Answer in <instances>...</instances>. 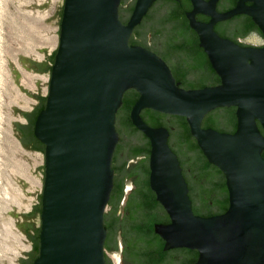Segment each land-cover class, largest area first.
<instances>
[{
    "label": "water",
    "instance_id": "obj_1",
    "mask_svg": "<svg viewBox=\"0 0 264 264\" xmlns=\"http://www.w3.org/2000/svg\"><path fill=\"white\" fill-rule=\"evenodd\" d=\"M155 1L63 0L56 12L61 14L58 46L49 80L43 83L48 84L46 96L39 94V79L35 82L38 93L20 86L19 73L8 59L20 89L36 99L46 97L33 123L12 121L20 142L21 138L29 142L33 133L44 145V151L42 146L36 147L44 154V173L39 203L32 205L40 214V225H34L35 214L27 217L32 210L16 213L12 206L14 210L9 211L28 239L39 238L37 254L32 259L19 256V264H106L104 214L109 218L110 210H104L113 187V153L119 152L118 161L120 155L125 159L129 147L142 145L147 154L149 145L144 136L150 143L149 162L146 156L141 163L148 164L150 188L170 218L169 223L154 224L164 249L196 250L195 264H264V135L257 124L264 131V44L239 41L245 44L240 45L213 29L215 22L242 13L264 37V0H237L234 8L223 13L215 9L217 0H190L192 8L185 15L220 83L188 89L179 86L156 53L129 43L135 27L143 22L135 41L166 56L172 53L166 39L182 27L167 24L169 4L157 1L150 13ZM197 13L209 16V20H197ZM149 31L160 34L154 38ZM36 49L44 50V60L22 54L18 60L27 70L31 67L42 72L49 65V54L46 47ZM197 73L201 79H212L204 67ZM128 89H134L138 98L125 124L122 118L128 107L118 109ZM126 94L135 96L129 91ZM231 106L236 117L233 133L202 127L208 112L222 108L217 111L216 124L232 129L234 117L225 108ZM12 108L14 114L31 112ZM145 108L185 118L202 154L224 175L229 203L225 212L210 216L194 213L178 157L168 145L169 131L164 126L148 125L140 116ZM146 113L151 116L148 109ZM164 118L169 120L171 144L190 180L196 210H215L219 204L214 184L223 178L206 165L199 150L184 143L177 124L182 120ZM140 161L128 166L136 167ZM140 172L147 176L148 168ZM192 172L198 177L195 181ZM136 201L137 194L131 202Z\"/></svg>",
    "mask_w": 264,
    "mask_h": 264
},
{
    "label": "rangeland",
    "instance_id": "obj_2",
    "mask_svg": "<svg viewBox=\"0 0 264 264\" xmlns=\"http://www.w3.org/2000/svg\"><path fill=\"white\" fill-rule=\"evenodd\" d=\"M63 0H0V264H19L18 258H27L21 251L32 249V241L16 226L9 213L15 207L16 213H27L32 205L39 203L37 195L42 192L44 154L41 150L25 148L14 132L16 124L28 123L19 111L14 114L12 106L32 111L38 99L25 94L14 80L9 61L19 73V85L38 93L35 83L38 79L39 94L48 93L49 72L27 70L18 60V54L42 61L46 47L50 54L58 46L60 13ZM52 18L48 17L55 14ZM46 20V21H45ZM238 41L257 46L264 44V37L256 32L238 38ZM47 62L49 63L48 59ZM141 157L129 162H137ZM128 184V183H127ZM105 213L109 212L106 205ZM19 222L22 216L17 215ZM34 225H40L37 211ZM104 252L114 262V255Z\"/></svg>",
    "mask_w": 264,
    "mask_h": 264
},
{
    "label": "flooded vegetation",
    "instance_id": "obj_3",
    "mask_svg": "<svg viewBox=\"0 0 264 264\" xmlns=\"http://www.w3.org/2000/svg\"><path fill=\"white\" fill-rule=\"evenodd\" d=\"M157 1L169 4L170 5L169 17L175 16L177 17V20L179 22H182L183 18H181V14L178 13L183 10L186 13V11H189L192 8V4L190 0H156L149 8L150 13H153L152 11H155ZM236 3L237 0H217L215 9L217 12L223 13L234 8L236 6ZM247 4L250 3L247 2ZM118 14L122 22L125 23L126 21L122 19L119 8H118ZM184 18L185 21L187 22V26L189 27L187 37L192 40L193 39L195 40L197 37V44H198L199 41L197 34L193 31V29L190 28L186 15H184ZM195 18L197 20L204 22H207L209 20V16L200 13L195 14ZM251 21H252L251 18L246 14H242V13L236 14L228 19L215 22L213 25V29L221 37L228 38L235 42V40L241 38L242 34L244 33H245L244 36H247L252 32H256L254 29H252ZM143 24L144 23L142 22L140 26L135 27L134 31L141 32V30L143 29V28L141 29ZM134 45H140L146 47L147 49L156 53L160 58H162L169 66L172 75L175 78V81L178 82L179 86L182 88H186V89L198 88L199 86L216 85V83H218L217 75L209 71L208 67L205 65L204 57L202 55H198L199 53L197 51H194L191 47L182 51L173 50L169 56H166L160 53L159 51H157L156 49H154L153 47L147 46L146 43L136 41ZM200 67H204L207 70V72H209V75H211L212 78L211 80L201 79L197 76V74H199L197 73V71L199 70ZM134 97L135 96H133L131 99H133ZM37 105L28 114H25V112L23 113L24 118L28 123H31ZM119 110H121V107H119L118 111ZM129 112L130 109L128 110L127 114H125L124 112V118H122V121H124L125 124L127 120L130 119ZM230 130L231 129H223L221 131L228 132ZM117 132L119 139L120 132L119 131ZM145 138L150 147L148 138L144 136V139ZM21 142L25 147H29V148L35 145V142L32 141L31 139L29 140V142H26L23 140V138H21ZM168 145L178 157L182 169V174L188 185V195L191 200L192 209L194 213L196 212L195 214L197 215H205L207 213H211V215L221 214L220 206L215 210L213 209L203 210V211L196 210L195 204L191 197V192H190L191 186L189 184L190 180L186 177L183 170V165L180 161L177 151L174 149V147L171 144L170 132L168 136ZM136 147L142 148V152L139 153L138 155L131 156L130 151ZM118 154L119 152L117 153V151L114 150L112 157V164L114 165V167H118L122 164H125V167L124 170L120 172H114L113 170L114 172L113 182H114V178L117 179L118 186L121 187V189L120 191L117 190L113 202L110 203L108 199L109 203L107 202V206L109 207L110 210L109 218H107L106 215L104 214L106 223L108 224L107 226H109L110 229L109 231L106 229L105 242L109 245V247H112V250L106 249V251L111 252V254H116L114 255L113 264H117V263L118 264H188L192 255L191 252H193L192 249L181 248V247L164 249V243H163L161 247V251H159L160 241L158 240L157 237L158 235L156 236L155 233H153L149 229V224L154 225L155 223L169 222V216L166 210L156 200L155 193L150 188L149 166L148 164L145 166L141 163L142 160L146 158V156L148 157V162H149V152L147 153L148 154L147 155L144 152L142 145H140V146L129 147L128 153L124 157L125 159H122V155H120V158L117 161ZM137 157H141V161L139 162V165L136 167L128 166V161ZM141 168H146V169L148 168V175H147L148 177L140 172ZM140 178H144L145 181L143 180L144 182H142ZM197 178L198 177L195 175V173H193L192 179L195 181ZM127 180L129 181L128 184H127ZM119 192H121V195L118 199ZM135 194H137V201L131 202L132 197ZM120 210H122L121 211L122 214L119 213ZM113 214L118 215L119 219L121 220L120 221L121 228L117 229L116 231H113L112 226L110 225V223L114 218ZM127 232L129 233V235L127 234ZM34 243L32 239V246ZM28 257L29 259H32L34 257V252L31 251L28 254ZM26 263L27 262L24 261L22 264H26Z\"/></svg>",
    "mask_w": 264,
    "mask_h": 264
},
{
    "label": "trees",
    "instance_id": "obj_4",
    "mask_svg": "<svg viewBox=\"0 0 264 264\" xmlns=\"http://www.w3.org/2000/svg\"><path fill=\"white\" fill-rule=\"evenodd\" d=\"M178 14H181V18H183V21L182 22H179L177 20V17L175 16H170L169 20L167 21V24L168 23H171V24H176L178 25L179 27L181 26L182 28L175 31L174 32V36L172 35V37H170V39H166V42H167V45L174 51L178 50V51H182V50H185L187 48H192L194 51H197L199 54L198 55H202L204 57V61H205V65L208 67L209 71H211V73L216 74V72L213 70V68L211 67L210 65V62L208 60V57L207 55L205 54V52L203 51V49L197 44V37L196 39L192 40V39H189L187 37V34H188V30H189V27L187 26V22L185 21V18H184V15H185V11H180ZM177 14V15H178ZM252 23V29H254L260 36L263 37L262 33L260 32V30L258 29V27L253 23V21H251ZM194 31V30H193ZM150 32V31H149ZM195 32V31H194ZM142 32H139V31H134L132 36H130L129 38V43L130 44H135L136 41L134 39V37H136L137 35H140ZM152 34V36L155 38V36L159 35L160 32H150ZM196 33V32H195ZM245 35L242 34V37ZM168 40V41H167ZM236 43L240 44V45H245L243 43H240L238 40H235ZM55 53H56V50H54L53 52H51L48 56V61H49V65L48 66H45V70L48 71V72H51V67L53 65V62H54V56H55ZM43 69V71H45ZM42 70V69H41ZM218 77V83H220V78L219 76L217 75ZM216 83V84H218ZM200 87H203V86H199L198 88ZM131 92L135 95V97L133 99H131L130 97L127 96V92ZM138 98V93L134 90V89H128L125 94H124V97H123V102H122V105L120 106L121 108H124V107H128V110L132 107L133 103L135 102V100ZM45 100H46V97H38V105H37V108L35 109L34 111V114H33V118H32V123L34 122L35 118H36V115L38 114V112L44 107L45 105ZM231 114V116L234 117V126L233 128L228 131L229 133H233L236 129V117H235V107H225ZM149 110L151 111V116H149L147 113H146V110ZM222 108H216L210 112H208L203 120H202V127L204 128H207V127H210V128H213V129H216L218 131H221L223 130V128H220L217 124H216V119L218 117L217 115V111L220 110ZM29 112H25V114H28ZM140 116L141 118L150 126L152 127H157V126H164L166 127L170 134H171V128L170 126L168 125L167 121L169 120H165L164 116H167L169 118H172L173 116L177 117V119H181L182 121L180 122L178 120V127L179 129H181V136L183 138V141L185 144H188L190 149H193V150H199L201 152V150L199 149L197 143H196V140L195 138L191 135L190 133V130H189V126L185 120L184 117L182 116H177V115H170V114H165V113H162V112H158V111H155V110H152L150 108H145L143 109L141 112H140ZM258 124V127L260 129V131L262 132V134L264 135V131L261 127V125L259 124V122H257ZM136 128V127H135ZM137 129V128H136ZM225 132V131H223ZM191 139L193 141H191ZM31 140L35 142V145H33L32 147H34V149H36L37 146H42V150L44 151V145L34 136V134L32 133L31 134ZM142 152V148L140 147H136V148H133L131 151H130V155L131 156H135V155H138L139 153ZM148 152H150V147H149V150ZM178 154V153H177ZM202 154V152H201ZM262 157L264 158V150L262 151ZM203 155V154H202ZM179 156V155H178ZM203 158H204V161L206 163V165L212 167V171L215 172V175H218V176H221L223 178L222 181H217L215 182V189L214 191L218 193L217 195V198H218V204L220 206V211L221 213L225 212L226 209L228 208V192H227V188H226V185H225V178H224V175L223 173L216 167L214 166L213 164L209 163L207 161V159L205 158V156L203 155ZM124 167H125V164H122L118 167H114V165L112 164V169L114 170V172H120L122 170H124ZM121 187L118 186V182H117V179L114 178V182H113V187H112V191H111V194H110V198H109V202H113L114 199H115V195H116V192L117 190L120 191ZM121 195V192L118 193V199ZM108 202V203H109ZM36 210H32L28 215L27 217H32L36 212ZM196 213V212H195ZM211 213H207L205 215H202V216H210ZM114 218L112 220V222L110 223V225L112 226V229L113 231H116L117 229H120L121 228V225H120V219H119V216L118 215H114ZM169 222H170V218H169ZM168 222V223H169ZM108 224L106 223V220H105V217H104V227L109 231V226H107ZM149 229L153 232H154V225L153 224H149ZM111 232V231H110ZM155 235L157 236L158 234L155 233ZM158 240L160 241V247H159V251H161V247H162V244L164 243V240L158 235ZM33 238V246H32V251L34 253L37 254L38 252V246H39V238H38V235L35 236V237H32ZM35 240V241H34ZM104 248L105 249H109V250H112V247H109V245L105 242L104 244ZM193 252L192 255H191V258L188 262V264H195V261L197 259V256H198V252L196 250H192ZM105 262L106 264H111L110 260L108 259V257L105 255Z\"/></svg>",
    "mask_w": 264,
    "mask_h": 264
},
{
    "label": "bare ground",
    "instance_id": "obj_5",
    "mask_svg": "<svg viewBox=\"0 0 264 264\" xmlns=\"http://www.w3.org/2000/svg\"><path fill=\"white\" fill-rule=\"evenodd\" d=\"M117 260H118V258H117ZM117 262V261H116ZM118 264V263H117Z\"/></svg>",
    "mask_w": 264,
    "mask_h": 264
}]
</instances>
